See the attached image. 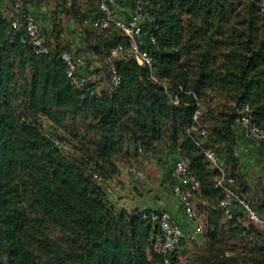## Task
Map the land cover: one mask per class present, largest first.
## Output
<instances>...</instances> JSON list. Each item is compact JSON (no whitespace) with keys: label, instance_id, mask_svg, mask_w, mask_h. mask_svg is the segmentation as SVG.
I'll return each instance as SVG.
<instances>
[{"label":"trees","instance_id":"1","mask_svg":"<svg viewBox=\"0 0 264 264\" xmlns=\"http://www.w3.org/2000/svg\"><path fill=\"white\" fill-rule=\"evenodd\" d=\"M136 1L116 0L122 20ZM145 2L150 68L112 56L128 40L91 25L97 0H0V264H264V231L238 202L227 217L220 173L204 154L218 155L229 188L264 220V148L251 169L237 151L248 140L241 111L264 129V0ZM24 12L43 52L13 27ZM63 53L81 60V87ZM197 111L204 134L193 129ZM178 159L198 183L190 199L203 232L163 252L150 215L165 210L117 208L111 189L150 161L174 197Z\"/></svg>","mask_w":264,"mask_h":264},{"label":"built area","instance_id":"2","mask_svg":"<svg viewBox=\"0 0 264 264\" xmlns=\"http://www.w3.org/2000/svg\"><path fill=\"white\" fill-rule=\"evenodd\" d=\"M145 0H137L135 2L132 14L128 20H122L117 13L116 0H97V8L100 15L91 21V25L98 29L114 28L121 32L128 40V45H118L113 48L112 56L124 55L133 59L139 66L151 67V60L148 53L141 48L142 39L144 36L143 24L152 21L150 14L145 9ZM13 27L23 28L28 34L30 43L36 46L40 51L43 49V39L40 34V29L31 12H24L21 15V20H15ZM153 41V40H152ZM62 58L67 65V73L72 82L78 86H82L89 78L85 76H77L76 70L81 65L80 59H72L67 53H63ZM115 83L118 82L116 77L113 78ZM174 104L177 103L176 98L172 100ZM200 112L194 114V128L204 129L205 125L199 122ZM237 124L244 131L246 138L250 141L259 143L264 148V129H261L250 123L248 109L245 108L240 112L237 119ZM202 134L204 131L202 130ZM58 144L57 141H55ZM205 157L211 167L218 170L220 177L217 180V187L223 189L225 192V199L222 206L226 209L227 217H230L228 208L233 202H238L248 212L249 220L259 229L264 231V220L260 219L258 215L252 211L246 203L235 194L230 188L229 184L233 180L227 176L224 168L220 164L218 155L213 150H206ZM134 172V170H133ZM172 177L178 181L172 188L173 196L180 202L181 208L186 217L192 220L195 224V231L191 234H185L176 224H174L166 211L158 210L150 215L151 221L157 225L162 233L161 248L163 252L172 250L182 238L195 239L203 232L202 226L197 221L196 214L191 202L192 192L198 189V183L189 176L187 171V164L184 160L178 159L173 167Z\"/></svg>","mask_w":264,"mask_h":264},{"label":"rangeland","instance_id":"3","mask_svg":"<svg viewBox=\"0 0 264 264\" xmlns=\"http://www.w3.org/2000/svg\"><path fill=\"white\" fill-rule=\"evenodd\" d=\"M52 2L50 1L51 5ZM71 25V21L66 19L64 36L69 44L73 45L74 49H76L79 37L74 34V30L70 27ZM244 163L251 169L252 165L249 164L253 162L249 163V160L244 159ZM163 179L162 169L153 162L145 161L138 165L135 175L128 173L126 169L122 171L112 186L111 196L117 199L120 206H128L129 204H142V206L157 205L172 198L169 193V185ZM184 229L187 230V227L185 226ZM184 233L191 234L193 232L184 231Z\"/></svg>","mask_w":264,"mask_h":264},{"label":"crops","instance_id":"4","mask_svg":"<svg viewBox=\"0 0 264 264\" xmlns=\"http://www.w3.org/2000/svg\"><path fill=\"white\" fill-rule=\"evenodd\" d=\"M124 9V8H123ZM121 12L123 10H120ZM71 28L72 30L75 29V26L73 24V22H71ZM74 28V29H73ZM244 141H246L247 143H245ZM243 143H241L240 147L237 149L238 153H240V155L244 156V159L249 160L250 162H254L256 161L255 158H259L257 151L260 148L259 143L253 142V141H248V140H244ZM137 204H129L127 207L132 208V207H136ZM138 206H142V204L138 205ZM124 207V206H123ZM120 205L117 206V208H123ZM143 208H150L152 210H156V209H164L169 217L170 220L176 224L179 225L182 229V231H186V232H194L195 231V226L193 224H191V222H189V220L183 215L182 212V208L181 205L179 203V201L177 199H175L174 197H172L171 199L167 200V201H163L160 204H153V205H149V206H142ZM126 208V207H125ZM200 222V220H199ZM187 227V230L184 229V227Z\"/></svg>","mask_w":264,"mask_h":264}]
</instances>
